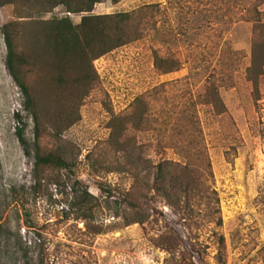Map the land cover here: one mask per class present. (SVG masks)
<instances>
[{
    "label": "rangeland",
    "instance_id": "rangeland-1",
    "mask_svg": "<svg viewBox=\"0 0 264 264\" xmlns=\"http://www.w3.org/2000/svg\"><path fill=\"white\" fill-rule=\"evenodd\" d=\"M254 1L122 0L112 4L104 0L96 4L91 13L100 15L157 3L156 29L93 62L96 87L79 107L76 123L61 138L53 137L54 147L66 149L73 165L45 175L40 184L34 168L35 122L7 66L2 26L13 19V7L0 5V264H70V259L83 264H264V102L254 100L252 86L234 58L236 85L220 89L227 115L208 124L203 119L213 172L209 182L218 195L220 225L207 221L202 213L194 217L199 226L191 221L182 224L171 208L158 202L159 212L151 210L146 223L125 226L113 216L119 192L109 198L107 190L126 189L130 179L93 163L108 137L111 111L122 113L136 96L157 84L194 76L205 66L220 67L227 42L243 52L248 65L252 23L239 21V16ZM65 15L58 6L49 13H33L32 18ZM68 16L74 24L81 18ZM154 50L177 57L181 69L158 74L153 68ZM179 88L167 86L174 94ZM32 89L39 98L41 90ZM39 103L48 105L40 98ZM43 143L53 145L47 138ZM149 156L158 157L153 151ZM166 156L176 158L171 152ZM78 180L98 199L94 218L104 230L92 238L81 235L82 221L65 218L71 187ZM172 229L181 239L170 252L156 240L161 232ZM219 236L224 238L223 246Z\"/></svg>",
    "mask_w": 264,
    "mask_h": 264
},
{
    "label": "trees",
    "instance_id": "trees-1",
    "mask_svg": "<svg viewBox=\"0 0 264 264\" xmlns=\"http://www.w3.org/2000/svg\"><path fill=\"white\" fill-rule=\"evenodd\" d=\"M102 1L0 0L1 6L13 7V19L2 26V33L8 50L7 66L35 122L34 168L39 184L45 175L70 170L73 165L66 157V149L60 145L54 147L53 137L61 138L76 123L79 107L96 87L98 74L93 62L156 29L157 3L131 11L92 14L95 5ZM110 1L117 4L122 0ZM263 3L264 0H255L243 7L239 16V21L252 23L248 65L244 63L243 52L227 42L223 48L226 57L219 59L220 67L205 66L194 76L189 74L157 84L136 96L122 113L115 115L111 111L108 137L104 148L93 157V163L130 179L126 189L107 190L109 198H115L119 192L113 216L120 217L125 226L146 223L151 210L159 212L158 202L171 208L182 224L191 221L199 226L194 217L200 213L207 221L221 224L218 195L209 182L213 172L203 119L208 124L227 115L220 89L236 85L231 67L233 58L244 79L251 84L254 100L264 102ZM58 6L64 9L65 16L48 20L32 18L33 13H49ZM68 14L80 15L79 23L74 24ZM181 67L177 57L153 51V68L158 74ZM168 85H178L181 91L170 93ZM34 86L41 90L39 98L48 105H40ZM46 138L52 141V146H45ZM151 151L158 156L156 159L149 156ZM168 152L176 158L167 157ZM98 188L105 190L102 184ZM97 203L98 199L88 188L75 181L65 218L82 221L84 230L79 231L88 238L104 230L102 223L95 222ZM180 239L172 229L161 232L156 241L173 252ZM218 240L223 246V236ZM69 262L83 264L80 259Z\"/></svg>",
    "mask_w": 264,
    "mask_h": 264
}]
</instances>
